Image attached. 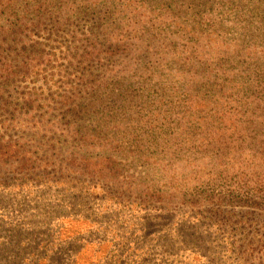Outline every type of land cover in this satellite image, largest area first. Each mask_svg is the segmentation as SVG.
<instances>
[{"label":"rangeland","instance_id":"1","mask_svg":"<svg viewBox=\"0 0 264 264\" xmlns=\"http://www.w3.org/2000/svg\"><path fill=\"white\" fill-rule=\"evenodd\" d=\"M91 27L75 13L34 40L60 58ZM55 65L48 86L21 83L0 109V159L16 165L0 168V264H264V175L220 146L231 133L148 140L124 129L82 146L45 131L77 128L58 102L71 71Z\"/></svg>","mask_w":264,"mask_h":264},{"label":"trees","instance_id":"2","mask_svg":"<svg viewBox=\"0 0 264 264\" xmlns=\"http://www.w3.org/2000/svg\"><path fill=\"white\" fill-rule=\"evenodd\" d=\"M75 13L92 27L60 58L34 40L61 31ZM60 59L71 71L62 79H73L58 102L77 116V128L55 123L45 131L90 147L124 129L182 141L224 131L232 136L220 146L238 164L253 158L250 169L264 175V0H0V109L21 83L48 86ZM3 167L16 169L0 159Z\"/></svg>","mask_w":264,"mask_h":264}]
</instances>
